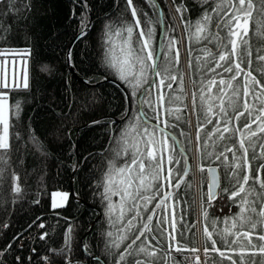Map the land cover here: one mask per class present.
Here are the masks:
<instances>
[{"label":"trees","instance_id":"16d2710c","mask_svg":"<svg viewBox=\"0 0 264 264\" xmlns=\"http://www.w3.org/2000/svg\"><path fill=\"white\" fill-rule=\"evenodd\" d=\"M217 3L218 0H132L129 6L127 0H0V58L15 52L25 56L29 82L27 88L0 87V92L8 93L11 145L6 152L0 150V264H115L131 238L118 249L109 247L107 233H115L116 229L105 215L107 201L103 199V181L109 161L117 166L125 162L126 157L116 156L117 140L133 118L142 112L148 114V119L141 120V128L157 123L150 118L158 114L168 122L170 126L165 128L160 124L159 127L164 128V135L174 138L176 150L171 155L180 161L168 164L173 169L172 184L180 178L179 188L170 187L166 181L162 183L163 171L155 181L159 186V190L152 193L155 199L147 205L148 211L141 209L144 221L152 216L151 224L163 249L159 251L160 259L156 264H189L187 257L199 243L204 251L205 248L209 250L207 264H231L227 256L241 264L237 253L246 241L231 245L234 237H229V247L214 233L216 247L226 253L221 257L212 251V241L204 234L206 225L211 231V221L222 230L224 220L240 212L239 203L228 200L230 193L222 191L231 187L223 158L217 160L215 155L208 156L207 153L215 151L219 154L226 145L231 147L237 143L240 133L235 130L242 128L246 120L251 122L247 114L236 120L229 110L232 119L228 127L233 130L232 140L221 142L215 149L209 141V147L205 148L207 132L215 126L216 118L213 117V125H206V130L199 132L198 149V125L206 123L200 107L201 82L211 80L216 73L225 79L234 74L224 73L222 69H216V73L204 72L200 68L204 61L196 59L203 56L201 49L217 52L215 42L202 40L197 43L193 36L196 21L205 13L215 17L212 9ZM177 7L182 11L177 12ZM255 7L246 37L252 51V64L245 63L242 67L252 71L264 84L262 65L256 60L257 49H264V10L258 3ZM132 8L136 9L141 28L153 32L154 62L161 73L156 76L149 70V83L135 94L134 89L120 81L115 70L106 63L109 48L106 33L109 29L114 32L122 24H133ZM216 22L214 19L208 25L209 30L212 33L219 31L226 37V30L217 29ZM138 33L139 29H136L135 35ZM172 39L179 49L178 64L174 62L175 51L168 47ZM72 41L69 58L75 74L68 68L66 60ZM23 52L27 54L22 55ZM259 54L264 55V51ZM210 67L214 68L215 64ZM173 75L177 78L175 81L168 79ZM105 77L120 82L126 93L113 81L98 83ZM162 77L165 85L159 83ZM238 81L243 85V74ZM167 83H171L172 88H167ZM256 90L260 91L259 86ZM161 92L166 97H180L171 104L165 102V109H171L172 114L158 106L157 97ZM204 92L207 95V89ZM219 94V87H213L212 95ZM243 99L259 107L251 97L243 98L241 92L239 111L244 110ZM140 100H150L151 106L138 102ZM213 103L219 105L220 101L217 99ZM214 111L218 112L219 108ZM255 128L253 125V130ZM218 136L219 133L213 140ZM157 139H160L159 133ZM256 143L254 151L259 156V145L264 144V138ZM252 152L250 149L248 158L255 176L256 169L264 164V158L253 160ZM166 155L168 153H163V169ZM227 155L231 160L232 154ZM208 166L219 169L221 180L219 194L211 203L207 195ZM184 169L188 170L187 175ZM260 176L264 179V171ZM16 186L20 188L19 192L13 190ZM250 186L260 192L259 185L250 182ZM53 191L68 193L63 206L52 207ZM114 198L112 196L115 202ZM157 203H161V207L153 213L151 209ZM261 206H264V200L257 203V210ZM173 213L175 236L181 251L169 249L172 241L168 233L172 232ZM165 216L167 222L161 220ZM157 220H161V224H157ZM137 227H141L140 222ZM69 228L70 239L66 242ZM141 242L143 238L134 247ZM245 259L247 264H253V258ZM255 264H264V257L257 256Z\"/></svg>","mask_w":264,"mask_h":264},{"label":"snow or ice","instance_id":"6c2138e0","mask_svg":"<svg viewBox=\"0 0 264 264\" xmlns=\"http://www.w3.org/2000/svg\"><path fill=\"white\" fill-rule=\"evenodd\" d=\"M127 2L131 6L132 0H127ZM256 3L259 4L261 10H264V0H235V2L218 0L216 7L212 9L215 17L212 14L205 13L200 20L196 21L193 34L197 43L202 40L208 43H216L217 52L204 48L201 49L203 56L196 57L197 60L204 61L200 66L201 70L216 73V69H222L224 73H234L227 79L216 73L211 80L201 82L200 107L204 113L206 123L202 122L198 125V149L199 132L205 131L206 125H213V117L216 118L215 126L211 132H207L208 140L204 141L205 148L209 147V141H212L211 146L215 149L221 142L232 140L233 130L228 127V122L232 119V116L229 115V110L235 115L236 120H240L241 117L247 114L248 119L251 121L249 123L246 120L242 128L235 130L240 133L237 143H233L231 147L226 145L219 154H216L215 151L207 153L208 156L215 155L217 160L223 158L225 175L231 187H225L222 191L230 193L228 200L239 203L240 212L235 217L226 218L222 230L216 227L215 221H211V231L206 225L204 234L207 239L212 241V251L218 252L221 257H225L226 253L216 247L217 242L213 239L214 233L220 236L224 244L229 247L230 244L235 245L241 241H246V244L237 253L241 264H247L246 257L253 258V264H255L257 256L264 257V227H262L264 226V206L257 210V203L264 200V179H261L260 176V172L264 171V164H261L256 169V175L253 176L252 161L248 158L250 149L253 150V160L264 158V144L259 145L261 149L259 156L254 151L257 147L256 142L264 138V99H262L264 97V84H261L260 80L252 74V71H246L242 67V64L245 63L249 66L252 64V51L246 37L248 36L247 25L253 15V11L256 10ZM176 11L181 12L182 9L177 7ZM132 17L134 18L133 24H122L114 32L109 29L106 33V43L109 45L106 53V63L115 70L120 81L134 89L133 94H135L144 84L149 83V70L156 76H160L161 73L159 65L154 62L156 49L152 45V30L149 29L145 32L141 28V21L135 8H132ZM214 19L217 21V29L226 30V37H222L219 31L212 33L209 30L208 25ZM136 29H139L138 36L135 35ZM176 44L175 39H172L168 47L170 51H175L174 62L178 64L179 49L175 47ZM262 51L264 49H257L256 60L262 65L260 71L264 75V55L259 54ZM149 61L153 62L149 63ZM213 63L215 64L214 68L210 67ZM189 66H192L191 61ZM164 71L167 72L168 69ZM242 74L244 75L243 85L238 81ZM216 76H220V78L217 79ZM168 79L175 81L177 78L173 75ZM159 83L160 85H165V78L162 77ZM20 86V84L9 85L6 80L0 83V87L5 89ZM217 86L220 94L214 96L212 95V89ZM257 86L260 88L259 92L256 90ZM23 87H28L26 62ZM166 87L170 89L172 84L167 83ZM204 89H207V95H205ZM229 91L231 92L230 95ZM241 92L243 98L251 97L252 100L259 104V107H255L248 99H243L242 107L244 110L239 111L238 98H241ZM141 95L143 96V93ZM179 99V96L166 97L161 92L157 97V102L161 109L172 114L171 109H165V102L167 101V103L171 104ZM193 99L195 102V94ZM217 99L220 101L219 105L213 103ZM225 101L227 102L226 105ZM138 102L147 103L151 106L150 100H140ZM6 106L7 93L0 92V123L3 124V132L0 133V150L5 152L11 147L8 137V121L5 115ZM216 107L219 108L218 112L214 111ZM254 112L257 114L254 115ZM142 119H148V114L142 112V115H137L122 131L121 136L117 140L115 153L118 157H126L125 162L117 166L112 161H109V169L105 173L103 181V199L107 201L105 215L109 224L116 229L115 233L112 231L107 233L110 238L109 247L118 249L131 238V243H128L124 250L119 253V259L116 260L115 264H132V259H135V264H156V261L160 259L159 251L163 249L159 245V238L151 224L152 216L149 215L147 220L144 221L141 209L148 211L147 205L155 199L152 193L159 190V186L155 184V181L160 178L164 171L163 153H168V164L180 163L179 160H176L171 155L176 150L174 138L170 135H164V128L159 127L160 124H163L165 128L170 126L168 122L162 120L161 114H158L150 118L156 120L157 123L152 124L151 127L145 124L141 128L140 122ZM253 125H256L254 130ZM157 133L160 134V139H157ZM217 133H219L218 138L213 140ZM226 133L229 135L226 136ZM227 153L232 154L231 160H229ZM200 170L201 172L204 171L203 168ZM207 171L209 174L207 195L208 202L211 203L219 194L220 176L215 169L209 168ZM187 172L188 170L184 169L185 175H187ZM172 175L173 169L169 167L165 179L170 187L179 188L180 178H177L175 185H173ZM250 182L251 185H259L260 192H256L255 187L250 186ZM13 190L19 192L20 188L16 186ZM112 196H118L119 200L114 202ZM64 198L66 199V195ZM237 198H239L238 201ZM59 206L61 205L53 203L54 208ZM160 207L161 203H157L151 211L155 213L156 209ZM204 216L207 219V211L204 212ZM161 220L167 222L168 217L165 216ZM161 220H157V224H161ZM137 222L141 223V227H137ZM40 227L43 228L44 225L41 224ZM171 227L172 232L168 233V237L172 241L169 244V249L181 251L182 249L175 236L174 213ZM70 233L71 228L68 230L66 242L70 239ZM229 237H234L230 244ZM40 238L44 239V236ZM142 238L143 242L138 247H134L138 241H142ZM153 241H157V244H153ZM232 250L234 251V249ZM192 251H196V249H192ZM170 254L168 252V255ZM205 255H209L207 248H205ZM226 258L231 261V264H237V261L232 260L231 256ZM196 259L197 264H199V257Z\"/></svg>","mask_w":264,"mask_h":264},{"label":"crops","instance_id":"0c3cea01","mask_svg":"<svg viewBox=\"0 0 264 264\" xmlns=\"http://www.w3.org/2000/svg\"><path fill=\"white\" fill-rule=\"evenodd\" d=\"M10 56H6L7 57V66L5 69L6 75L7 76H11V83L10 85H14V84H20V87H23V80H24V67H25V62L27 65V58L25 56H21L19 53H10ZM27 54L26 52H23L22 55ZM6 57H1L0 58V80L2 78V72H3V68H2V60L5 59ZM10 61H12V63H10ZM19 67H18V66ZM17 68H18V72L19 74H17ZM9 88H16V87H9ZM7 93V92H5ZM7 105H8V109L7 112H5V115L7 117V121H8V137H9V102H8V93H7ZM3 132V124L0 123V133Z\"/></svg>","mask_w":264,"mask_h":264},{"label":"rangeland","instance_id":"374dc122","mask_svg":"<svg viewBox=\"0 0 264 264\" xmlns=\"http://www.w3.org/2000/svg\"><path fill=\"white\" fill-rule=\"evenodd\" d=\"M7 62H8L7 57L2 60V68H3L2 70H3V72H2V78L0 80V83L4 82L6 80L7 83L10 85V83H11V76L10 75L7 76L6 75V72H5V69H6V66H7ZM10 63H12V61H10ZM26 67H27V74H28V66L26 65ZM24 70H25V67H24ZM18 71L19 70L17 68V74H19ZM7 109H8V105L6 106L5 112H7ZM166 157H167V155H166ZM168 168H169L168 167V160L166 158V161L164 163V176L161 177L162 183H164L165 181H166V183H168L167 180L165 179V177L167 176V169ZM65 195H66V199L64 198ZM118 198H119L118 196H115V198H114L115 201H118ZM67 199H68V193L67 192H64V191H53L52 194H51V204H52V207H53V203L54 202L56 204H58V205L63 206L66 203Z\"/></svg>","mask_w":264,"mask_h":264},{"label":"water","instance_id":"95a60500","mask_svg":"<svg viewBox=\"0 0 264 264\" xmlns=\"http://www.w3.org/2000/svg\"><path fill=\"white\" fill-rule=\"evenodd\" d=\"M82 32H83V31H81V32L77 35V37H78ZM77 37H76V38H77ZM72 43H73V41L71 42V44H70V46H69V48H68V50H67L66 60H67L68 68L70 69V71H71L73 74H75V72H74V70H73V68H72V66H71L70 58H69V54H70V49H71V45H72ZM103 81H113V82L116 83L118 86H120V88L126 93V90L124 89L123 85H122L120 82H118L117 80H114V79H112V78L105 77L104 79L100 80V82H98V83H101V82H103ZM128 110H129V105H128ZM209 168L215 169L216 172H217V173L219 174V176H220L219 169H218L216 166H208V167L206 168V175H207V192H208V180H209V174H208V171H207V170H208ZM220 185H221V180H220ZM218 193H219V190H218ZM93 258L98 259L96 256H93Z\"/></svg>","mask_w":264,"mask_h":264},{"label":"built area","instance_id":"2783aa9c","mask_svg":"<svg viewBox=\"0 0 264 264\" xmlns=\"http://www.w3.org/2000/svg\"><path fill=\"white\" fill-rule=\"evenodd\" d=\"M197 257H199V264H207L208 255H205V251L200 243L197 245L196 251L188 255L187 262L189 264H197Z\"/></svg>","mask_w":264,"mask_h":264}]
</instances>
